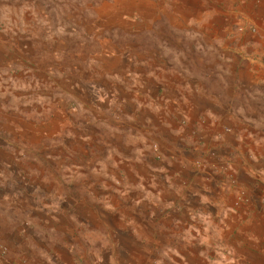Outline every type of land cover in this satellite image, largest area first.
<instances>
[{"label": "crops", "instance_id": "0c3cea01", "mask_svg": "<svg viewBox=\"0 0 264 264\" xmlns=\"http://www.w3.org/2000/svg\"><path fill=\"white\" fill-rule=\"evenodd\" d=\"M188 6L95 101L112 226L49 264H264V0Z\"/></svg>", "mask_w": 264, "mask_h": 264}, {"label": "rangeland", "instance_id": "374dc122", "mask_svg": "<svg viewBox=\"0 0 264 264\" xmlns=\"http://www.w3.org/2000/svg\"><path fill=\"white\" fill-rule=\"evenodd\" d=\"M192 1L0 0V264H49L110 229L117 183L96 159L95 101L149 49L160 57L166 16Z\"/></svg>", "mask_w": 264, "mask_h": 264}, {"label": "built area", "instance_id": "2783aa9c", "mask_svg": "<svg viewBox=\"0 0 264 264\" xmlns=\"http://www.w3.org/2000/svg\"><path fill=\"white\" fill-rule=\"evenodd\" d=\"M153 150H154L155 152H158V147H157L156 145H154V146H153Z\"/></svg>", "mask_w": 264, "mask_h": 264}]
</instances>
